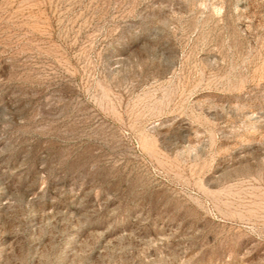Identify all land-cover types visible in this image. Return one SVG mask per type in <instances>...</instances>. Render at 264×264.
<instances>
[{"label":"rangeland","instance_id":"obj_1","mask_svg":"<svg viewBox=\"0 0 264 264\" xmlns=\"http://www.w3.org/2000/svg\"><path fill=\"white\" fill-rule=\"evenodd\" d=\"M0 264H264V0H0Z\"/></svg>","mask_w":264,"mask_h":264}]
</instances>
